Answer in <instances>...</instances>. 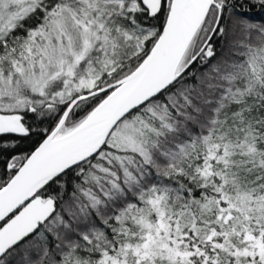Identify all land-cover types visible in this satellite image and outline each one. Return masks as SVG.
Wrapping results in <instances>:
<instances>
[{
    "label": "snow or ice",
    "instance_id": "snow-or-ice-1",
    "mask_svg": "<svg viewBox=\"0 0 264 264\" xmlns=\"http://www.w3.org/2000/svg\"><path fill=\"white\" fill-rule=\"evenodd\" d=\"M0 264H264V0H0Z\"/></svg>",
    "mask_w": 264,
    "mask_h": 264
}]
</instances>
